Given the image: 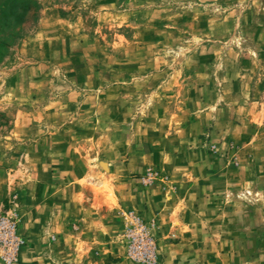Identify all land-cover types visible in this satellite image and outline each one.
<instances>
[{
	"label": "rangeland",
	"instance_id": "1",
	"mask_svg": "<svg viewBox=\"0 0 264 264\" xmlns=\"http://www.w3.org/2000/svg\"><path fill=\"white\" fill-rule=\"evenodd\" d=\"M48 163L108 208L110 174L135 179L116 237L130 264L132 220L160 264L159 227L185 207L192 256L264 264V0H0V217L24 242L13 264L31 254L19 187Z\"/></svg>",
	"mask_w": 264,
	"mask_h": 264
},
{
	"label": "crops",
	"instance_id": "2",
	"mask_svg": "<svg viewBox=\"0 0 264 264\" xmlns=\"http://www.w3.org/2000/svg\"><path fill=\"white\" fill-rule=\"evenodd\" d=\"M110 175L115 205L108 208L98 201L95 193L88 197L86 189L77 185L79 175H74L76 180H73L75 178H71L65 168H57L53 163L42 164L35 170L28 184L18 190L21 218L24 219L21 228L31 242L28 247L31 254L19 257L16 264H130L122 257L123 250L116 237L122 227L121 213L135 209L136 181L130 174ZM119 186L122 189H118ZM139 192L141 196L144 190ZM78 193H83L84 198H79ZM137 206L141 214L147 213V218L151 216L152 211L146 210L144 200ZM185 216H194V210L185 207V212L178 215V225L169 229L167 225L159 227L158 242L159 245L164 243L160 245V264L218 261L215 257H197V252L192 256V225Z\"/></svg>",
	"mask_w": 264,
	"mask_h": 264
},
{
	"label": "built area",
	"instance_id": "3",
	"mask_svg": "<svg viewBox=\"0 0 264 264\" xmlns=\"http://www.w3.org/2000/svg\"><path fill=\"white\" fill-rule=\"evenodd\" d=\"M126 258L134 264H156L157 247L149 227L139 218L132 220L122 234ZM23 240L17 235L13 219L0 217V261L13 264Z\"/></svg>",
	"mask_w": 264,
	"mask_h": 264
}]
</instances>
